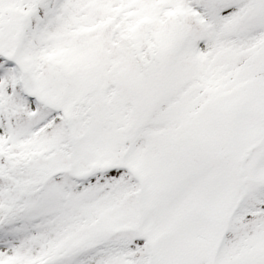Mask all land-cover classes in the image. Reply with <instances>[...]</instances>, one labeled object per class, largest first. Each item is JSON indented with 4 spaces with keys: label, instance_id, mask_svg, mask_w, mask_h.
I'll return each mask as SVG.
<instances>
[{
    "label": "snow or ice",
    "instance_id": "1",
    "mask_svg": "<svg viewBox=\"0 0 264 264\" xmlns=\"http://www.w3.org/2000/svg\"><path fill=\"white\" fill-rule=\"evenodd\" d=\"M0 264H264V0H0Z\"/></svg>",
    "mask_w": 264,
    "mask_h": 264
}]
</instances>
